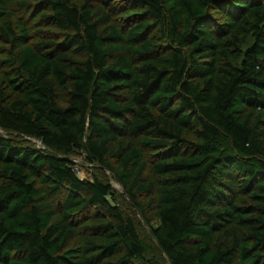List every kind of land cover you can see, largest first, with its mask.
Wrapping results in <instances>:
<instances>
[{
  "label": "trees",
  "instance_id": "16d2710c",
  "mask_svg": "<svg viewBox=\"0 0 264 264\" xmlns=\"http://www.w3.org/2000/svg\"><path fill=\"white\" fill-rule=\"evenodd\" d=\"M96 1L0 0V264H264V0Z\"/></svg>",
  "mask_w": 264,
  "mask_h": 264
},
{
  "label": "rangeland",
  "instance_id": "374dc122",
  "mask_svg": "<svg viewBox=\"0 0 264 264\" xmlns=\"http://www.w3.org/2000/svg\"><path fill=\"white\" fill-rule=\"evenodd\" d=\"M92 2L94 4L97 3L96 0H92ZM119 14H114L111 17V21L114 22L116 21V19H118ZM2 57V56H0ZM5 70V66H3L2 64H0V79H1V74L2 71ZM36 144V146H40L39 143L32 141ZM122 142L124 144H128L130 142V139L128 138H124L122 140ZM72 161H73V166L75 169V172L77 173V175L81 178H90L92 175H96L98 178H102L103 180H106L110 183V185L112 186V188L118 192L121 193V195L123 196V198H118V203L120 207H122L123 210H127L129 212H132L133 217L137 223V228H138V232L139 234L142 235V237L147 240L148 242L152 243L153 246L154 245V241L151 240L150 237V227L151 225L154 226L156 224V219H155V212H154V204L151 203L147 206L145 215L147 216L148 222H146L142 215L136 210L134 209L131 205H129L128 203V199L127 197H125L124 195V191H123V187L121 186V184L115 179V177L112 175V173L108 170L102 169L99 166H97L96 164H91V163H87L83 157L81 155H74L71 157ZM50 202H52V206L56 207V203L55 201L50 198L49 199ZM148 199H146L144 196L141 198V201L143 203H146ZM158 253V251H157ZM156 253V250H154V258L157 262V264H166V258L164 257V255L162 253Z\"/></svg>",
  "mask_w": 264,
  "mask_h": 264
}]
</instances>
